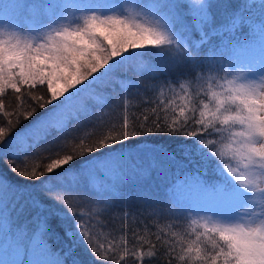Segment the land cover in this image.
Segmentation results:
<instances>
[{"label":"snow or ice","instance_id":"obj_1","mask_svg":"<svg viewBox=\"0 0 264 264\" xmlns=\"http://www.w3.org/2000/svg\"><path fill=\"white\" fill-rule=\"evenodd\" d=\"M0 161V264H264V0H2ZM133 201L188 226L95 242Z\"/></svg>","mask_w":264,"mask_h":264},{"label":"trees","instance_id":"obj_2","mask_svg":"<svg viewBox=\"0 0 264 264\" xmlns=\"http://www.w3.org/2000/svg\"><path fill=\"white\" fill-rule=\"evenodd\" d=\"M0 2H2V0H0ZM233 3L238 6L240 3V0H233ZM213 11L215 12L216 9L213 8ZM195 38H198V36L194 33L193 34ZM220 37H214L212 40V43L214 44H218L220 41ZM204 48L207 47V45L202 46ZM145 51H149L148 49H146ZM150 51L155 52V49H151ZM138 61H133L132 63H137ZM182 83H187L190 85V91H194L195 88V83L192 81H181ZM141 84H144V81H141ZM156 87L154 88V90L152 88H150L147 93H141L140 97H134L132 99V106H141V97H144L145 95L150 98L151 100L155 101L156 103H159L160 100H164L165 103H167V101L169 99H171L175 93L170 90L168 87L164 86L163 84V78L160 79V81L156 82ZM176 87V91H179V87L178 85L175 86ZM46 90V85L44 86L43 89H40L38 87L37 91H45ZM136 90L133 89V92H135ZM177 103H179V99H177ZM42 111H46L45 110H41L38 111L36 113L35 116L32 117L33 120H35L38 116H40L42 114ZM31 121H24L23 124L20 125L19 128H16L13 132L12 135H15V132L19 131L20 128L24 127V125L30 123ZM146 139L149 140H156L159 143L163 144L164 146L170 148V149H174L177 147V145L181 142H184L188 145H193L195 143V138L193 139H188L185 140L184 137L180 136H168V135H162V136H155V137H148ZM145 147H151V144L149 145H145ZM199 159L198 157H194V160ZM147 163V161H145ZM184 163H187V160L184 161ZM4 163L3 161H0V167H4ZM213 167L214 165H207V166H203V162H201V164H196V163H192V164H188V167L186 169H184L185 171H190V172H195L199 175H201L204 179L209 180L210 182L213 180L218 181L220 179V177L216 176L215 173L213 172ZM206 173V175H205ZM13 176V178L15 179H19L16 178L14 176V174H10ZM22 183H27V184H33L36 182H32V181H21ZM161 196H163V192H164V188L162 186L158 187L156 189ZM41 199L43 201H45V203H53L52 201H48L46 197L41 196ZM129 211L133 212V215H130L127 219H125L122 215L123 209L122 208H117L114 209L113 213H109L106 215H103V217L101 218L100 215H94L93 219L95 220V225L91 230V234L93 237V240L97 243L99 242H103L105 243V245H107V243L113 238L116 237L117 239L122 238L120 236V229L122 227V225H126L128 228V239H131V231L133 229H139L140 234H144L145 231H147L148 229H151L152 231H156L159 230L160 228H164L165 230H172V231H181L183 232L187 226H188V222L184 221L182 223H176L171 215H166L165 217L161 218L159 213L157 211L154 210H149L145 213L142 214H136L137 209L139 208V205L136 202H130L129 205ZM57 208H61L60 205H57ZM61 211H66L65 209L61 208ZM73 211L75 212H82L85 213L86 215L90 213V208L88 207H76L73 209ZM69 222H71V219L69 218ZM171 226V227H170ZM61 236H63V233L61 232ZM154 239V237H152ZM66 241H62V242H56L55 239H50L49 243L51 244L52 250L53 252L59 251L63 248V243H65ZM77 255L79 260L81 261V264H93V257L91 252H89L87 249H85L83 247V245H81V247H79L77 249ZM174 264H179V262H174Z\"/></svg>","mask_w":264,"mask_h":264}]
</instances>
